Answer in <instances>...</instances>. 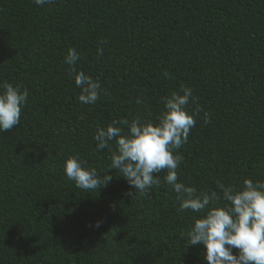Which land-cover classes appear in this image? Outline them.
I'll use <instances>...</instances> for the list:
<instances>
[{
	"label": "trees",
	"instance_id": "obj_1",
	"mask_svg": "<svg viewBox=\"0 0 264 264\" xmlns=\"http://www.w3.org/2000/svg\"><path fill=\"white\" fill-rule=\"evenodd\" d=\"M70 46L81 54L76 70L108 92L94 105L78 101ZM5 81L29 97L20 123L0 132V264H207L204 246L188 245L199 214L178 211L166 171L144 196L115 169L107 187L88 192L64 172L78 155L107 174L110 152L97 150L95 129L155 119L181 84L210 123L196 117L178 179L217 192L264 181V0H0Z\"/></svg>",
	"mask_w": 264,
	"mask_h": 264
},
{
	"label": "clouds",
	"instance_id": "obj_2",
	"mask_svg": "<svg viewBox=\"0 0 264 264\" xmlns=\"http://www.w3.org/2000/svg\"><path fill=\"white\" fill-rule=\"evenodd\" d=\"M33 2L43 7L54 0ZM106 43V39L99 41L100 45ZM103 51V47L97 48L98 55H103ZM80 59L78 50L70 46L64 63L79 89L78 101L94 105L108 92L98 77L76 70ZM163 76L167 78L169 73L165 71ZM28 97L29 90L20 84L7 81L0 84V132L12 130L20 123ZM197 100L193 88L181 84L178 91L162 97L164 108L155 119L136 116L131 121L113 120L107 126H98L93 139L98 151L110 152L107 174L101 176L86 160L69 155L64 162L65 175L77 188L88 192L107 187L113 179L107 170L115 169L131 189L144 196L149 189L161 185L158 174L166 171L163 181L176 194L178 211L199 214L193 217L187 231L188 245L202 244L207 264H264V181L245 178L239 186L220 183L217 192L198 190L195 185H186L178 179L184 160L179 149L196 126V117L202 113L203 122L210 123V114L202 110ZM137 103L142 101L137 99ZM100 223L96 221L94 226L98 228Z\"/></svg>",
	"mask_w": 264,
	"mask_h": 264
}]
</instances>
